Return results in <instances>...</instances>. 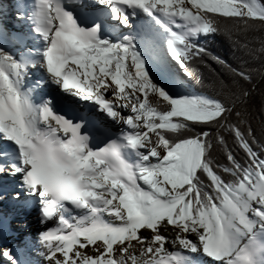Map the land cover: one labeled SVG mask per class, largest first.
Returning a JSON list of instances; mask_svg holds the SVG:
<instances>
[{
	"label": "snow or ice",
	"instance_id": "6c2138e0",
	"mask_svg": "<svg viewBox=\"0 0 264 264\" xmlns=\"http://www.w3.org/2000/svg\"><path fill=\"white\" fill-rule=\"evenodd\" d=\"M17 11L22 31L0 24V202L40 227L0 251L3 264H264L252 123L264 41L233 39L264 29V3L17 0ZM217 35L260 67L209 51ZM257 112L264 122V98ZM7 231L0 221V240Z\"/></svg>",
	"mask_w": 264,
	"mask_h": 264
},
{
	"label": "trees",
	"instance_id": "16d2710c",
	"mask_svg": "<svg viewBox=\"0 0 264 264\" xmlns=\"http://www.w3.org/2000/svg\"><path fill=\"white\" fill-rule=\"evenodd\" d=\"M261 3H264V0H261ZM240 39L241 44L249 43L250 46L259 48L261 46V41H264V29H261L256 32H252L247 34V36H239L234 37L233 39ZM203 43L207 46L209 51L214 54H219L220 56L226 58L228 61L232 63H240L242 67H246L247 64L245 61L252 63V65L256 68L260 67V61L256 60L255 62L249 61V58L244 54L243 51L238 50L232 40H230L225 35H217L215 37H209L204 40ZM218 68V66L213 65L208 69H201L204 72L205 77L207 78L205 84L208 85L211 80V74L214 70ZM254 97L256 103L253 105V113H255V118L253 119V127L256 130L257 136H264V122L261 121L260 115L257 112V108L259 106V102L262 98H264V78H261L259 75L255 77L254 83Z\"/></svg>",
	"mask_w": 264,
	"mask_h": 264
},
{
	"label": "bare ground",
	"instance_id": "6f19581e",
	"mask_svg": "<svg viewBox=\"0 0 264 264\" xmlns=\"http://www.w3.org/2000/svg\"><path fill=\"white\" fill-rule=\"evenodd\" d=\"M16 8H17V4L13 3L11 0H0V24H2L9 31H22L23 30L22 28L18 29L15 27L18 21L16 20L17 21L16 22L14 20L13 16L15 17V15L12 13L13 11H15ZM0 207L4 213L8 211V208H5V207L2 208L3 205H0ZM11 217L12 216L10 215H6V216H3L2 218L3 219L2 221L6 225L7 229L11 227V225L9 224L13 221H14L13 222L14 224H18V227L21 226L23 228L22 229L17 228V232H15L14 234H11L8 230L6 234L7 242H4V240H0V242L2 243L0 250H3L4 248L9 247V246L15 245L14 244L15 242L13 240H15V237H17L20 234H23L26 240H34L35 233L37 229L40 227L39 224L33 223V219L29 215L26 216L25 218H17V214H16L14 215V217L16 218L13 217V219L15 220H13ZM26 240H24V242ZM33 255H35V253H33ZM36 258L39 259L38 256Z\"/></svg>",
	"mask_w": 264,
	"mask_h": 264
},
{
	"label": "rangeland",
	"instance_id": "374dc122",
	"mask_svg": "<svg viewBox=\"0 0 264 264\" xmlns=\"http://www.w3.org/2000/svg\"><path fill=\"white\" fill-rule=\"evenodd\" d=\"M12 220V219H11ZM14 222V221H13ZM13 222H11L9 225H11V227L14 229V232L11 234H14L15 232H17V228L18 229H22L23 227H18V224H14ZM16 222V221H15ZM17 223V222H16ZM36 234V233H35ZM24 240H26V238H24L23 234L18 235L17 237H15V240H13L15 243V245H20L23 246L24 245ZM2 246V243L0 242V247ZM2 251V250H0ZM0 264H3L2 262V258H0Z\"/></svg>",
	"mask_w": 264,
	"mask_h": 264
}]
</instances>
